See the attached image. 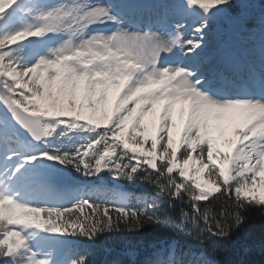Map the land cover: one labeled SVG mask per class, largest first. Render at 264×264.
<instances>
[{"label":"snow or ice","instance_id":"obj_1","mask_svg":"<svg viewBox=\"0 0 264 264\" xmlns=\"http://www.w3.org/2000/svg\"><path fill=\"white\" fill-rule=\"evenodd\" d=\"M136 2L0 0V264H88L76 241L165 220L200 248L132 264H219L264 217V7L152 0L137 24ZM222 20L251 38L246 60L211 47ZM137 181L152 191L119 187Z\"/></svg>","mask_w":264,"mask_h":264},{"label":"trees","instance_id":"obj_2","mask_svg":"<svg viewBox=\"0 0 264 264\" xmlns=\"http://www.w3.org/2000/svg\"><path fill=\"white\" fill-rule=\"evenodd\" d=\"M251 2L257 11L264 7L261 0H251ZM221 23L225 24L226 22L222 20ZM67 172L72 178L84 180L81 185L91 183L73 170ZM104 184L112 186L109 182H104ZM120 185L121 189L135 194L152 191L148 185L140 181L135 184L121 182ZM181 207L184 206L178 201L168 215L174 219L179 215ZM216 210V206L212 207L213 212ZM189 226H191L190 222ZM168 240L175 241L181 247L200 248L196 241L178 230L176 225L168 220L159 224L146 225L143 230L138 232L123 230L111 234H101L94 240L81 239L76 241L75 248L87 254L88 264H114V262L132 264L133 260H143L154 245ZM221 245V250L216 257L219 264H240V262L243 264H264V217L258 213H252L244 225L233 233L231 239L221 241Z\"/></svg>","mask_w":264,"mask_h":264},{"label":"rangeland","instance_id":"obj_3","mask_svg":"<svg viewBox=\"0 0 264 264\" xmlns=\"http://www.w3.org/2000/svg\"><path fill=\"white\" fill-rule=\"evenodd\" d=\"M147 0H137V2L134 4V14L132 16V21L134 23H141L147 19H149V16H153L155 13V8L153 7V3L151 6H149L146 2ZM152 1V0H151ZM225 24H218L216 32L213 36L210 37V45L213 49L221 48L226 50L230 55H232L237 60H246L252 49V45L250 43V37L243 35L241 33H238L239 36L242 38H239L236 33L234 35V29L230 27V25L225 21ZM225 36H228V39H226ZM233 90H238V87L235 85L233 86ZM177 120L179 121V114L177 113ZM152 117H148L145 119V123L148 125V132L150 134L154 133V128L151 124ZM225 138H231L234 139V136H232L231 131L229 130L226 133ZM221 147L227 148V145L223 143V140H221ZM64 176V183H74V184H81L84 180H79L78 178H72V176L69 175L68 172L63 174ZM104 182H109L110 185H113L114 182L110 180V177L107 175L103 178ZM121 187V185H119Z\"/></svg>","mask_w":264,"mask_h":264}]
</instances>
